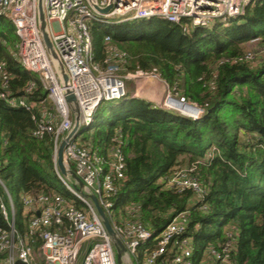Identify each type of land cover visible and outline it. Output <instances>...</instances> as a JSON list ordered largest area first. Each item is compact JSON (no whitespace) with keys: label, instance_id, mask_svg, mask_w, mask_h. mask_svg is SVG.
<instances>
[{"label":"trees","instance_id":"obj_1","mask_svg":"<svg viewBox=\"0 0 264 264\" xmlns=\"http://www.w3.org/2000/svg\"><path fill=\"white\" fill-rule=\"evenodd\" d=\"M106 35L126 52L125 71L156 69L174 92L203 111L197 119L186 118L138 97L109 104L104 114L96 110L85 139L104 155L115 132L124 143L125 178L117 209L136 207L131 216L154 234L188 210L186 233L199 256L207 246L230 241L232 263L264 264V58L256 69L243 58V43L251 37L261 36L264 46V0H250L228 23L188 32L161 19L97 23L92 26L93 61L101 67L111 45ZM17 40L14 25L0 15V63L10 75L7 91L33 105L11 108L0 100V175L15 197L16 228L25 233L20 196L56 189L59 180L52 136H31L32 117L52 113L53 104L38 77L17 61ZM181 157L195 167L203 197L164 187V176Z\"/></svg>","mask_w":264,"mask_h":264},{"label":"built area","instance_id":"obj_2","mask_svg":"<svg viewBox=\"0 0 264 264\" xmlns=\"http://www.w3.org/2000/svg\"><path fill=\"white\" fill-rule=\"evenodd\" d=\"M95 1L99 7L109 3V0ZM249 1L112 0L110 11L100 14L87 0H43L49 35L75 98V112L65 100L64 87L45 49L38 28L37 0H0V15L11 21L18 38L17 61L38 77L47 99L53 104L55 114L45 112L38 118L32 117L35 128L31 136L36 139L52 136L55 172L66 193L49 188L22 194L28 232L21 233L15 225V201L0 175V264H76L83 248L80 264H117L111 237L92 201L76 192L56 166L58 145L72 129L76 117L79 129L66 142L64 162L80 178L84 191L96 196L126 249L123 264H234L229 258L230 241L218 247L207 246L202 255H198L193 238L186 233L188 210L174 215L158 234H154L141 220L131 216L136 207L128 206L125 212L117 209L115 201L126 168L122 136L115 132L104 155L90 139H85L84 134L91 130L95 112L102 102L126 95L125 80L156 75V69L125 71L127 54L115 46L108 47L104 67L95 63L92 26L110 24L106 20L109 17H116L115 23L161 19L181 25L182 32H186L188 25L208 28L238 17ZM104 40L108 42L111 37L106 35ZM261 54L264 56V46ZM254 56L256 51H246L243 58L250 61ZM9 78L0 63V100L11 108L30 109L32 104H26L7 91ZM30 89L28 86L27 91ZM188 115L194 119L201 116ZM194 169L193 165L187 169H172L163 178L164 187L177 192L191 191L196 197H203L206 191L194 175ZM201 208L206 210L204 205Z\"/></svg>","mask_w":264,"mask_h":264},{"label":"water","instance_id":"obj_3","mask_svg":"<svg viewBox=\"0 0 264 264\" xmlns=\"http://www.w3.org/2000/svg\"><path fill=\"white\" fill-rule=\"evenodd\" d=\"M87 1L89 2L92 9L95 10L96 12L100 13V14H106L112 8V0H109V3L106 7H99L95 0H87ZM36 9H37L38 28H39L45 49H46L48 56H49L53 66L56 70L58 77L60 78L62 86L64 87L65 100L71 105V108L73 109V111L76 112L75 98H74V95L71 92V90L68 88V75L65 71V68H64L61 60L59 59V57L56 53V50L54 49V46L52 44V41H51V38L49 35L48 24H47L46 17L44 14L43 0H37ZM169 100H171V101L175 100L184 106V108H181V109L177 108L180 113H188L194 117L203 114V111L198 112V110H196L194 107H192L191 105H189L188 103L183 101L181 98L176 99V98L170 97ZM185 106H187L189 109H185ZM79 125H80L79 121L76 117L72 129L66 135V137L59 143L58 148H57V152H56V166H57L59 173L64 178H66L68 181L71 182V184L73 185V188L76 190V192H78L83 197L88 198L92 201V203L95 207V210H96L97 214L99 215L106 232L111 237L113 247L115 249V254H116V263L117 264H123V256L125 254L126 249H125L123 243L121 242V240L119 239V237L114 232V230H113V228H112V226L108 220V217L106 216L103 209L99 205L96 196L93 193H86L84 191V185H83L82 181L80 180V178L64 162L63 150H64V147L66 145V142L69 138H71L72 136H74L77 133V131L79 129Z\"/></svg>","mask_w":264,"mask_h":264},{"label":"rangeland","instance_id":"obj_4","mask_svg":"<svg viewBox=\"0 0 264 264\" xmlns=\"http://www.w3.org/2000/svg\"><path fill=\"white\" fill-rule=\"evenodd\" d=\"M108 23H115L117 21L116 17H109L106 18ZM229 20H225L222 21L220 23H228ZM219 23V22H218ZM64 25H67V21L64 22ZM193 27H191V25H188L187 27V31L188 32L190 29H192ZM106 41V40H105ZM111 45L109 47H113L114 44L111 43V41H108ZM244 46H246V51H250V52H255L256 51V56H254L251 60H250V64L251 67L253 69H256L259 65H260V59H263L264 56H262L263 54H261V48L262 43H261V36H255V37H251L248 41L243 43ZM116 48H118L117 46H115ZM119 50H121L120 48H118ZM123 51V50H122ZM130 81H135L138 83L139 86H142L144 88H151V90H153L154 92H157L159 94V92H162V90L164 89L163 92V98L161 99V101L158 103V107L161 106V108L169 110V111H173V112H179L178 111V107L176 105V107H174L173 105H170L169 103H167V97L171 96L172 98H176V99H180L183 98L181 97L178 93H176V91H173L172 87H169L167 84H165V81H163L159 75L158 72H156L155 77L150 76L149 78H133L132 79H127L125 80V88L126 90L128 89V85L130 83ZM157 84H160L158 87L155 88V86H157ZM131 98V94L130 93H126V95L124 97H122L121 99L118 100H113V101H107V102H102L99 107L97 108V110H99L100 114H104L105 113V108L110 104V105H118L120 101H122L123 99H129ZM184 99V98H183ZM185 101V100H184ZM186 102V101H185ZM187 103V102H186ZM189 105H191L192 107L198 109L196 106L188 103ZM48 108H51L52 104L48 101L47 103ZM52 113L55 114V110L52 107ZM180 113V112H179ZM184 115V114H183ZM191 119H194L190 116ZM180 164L178 166H176V169H187L189 167L188 165V161L187 159H185V157H181L180 159ZM54 186L56 187L57 190L62 191L64 189L63 184L60 181H55ZM12 196V195H11ZM12 198L15 201V197L12 196ZM21 199V197H20ZM16 213H17V209H16ZM83 251L84 248L82 249L81 253L78 256V260L76 264H80L82 261V257H83Z\"/></svg>","mask_w":264,"mask_h":264},{"label":"crops","instance_id":"obj_5","mask_svg":"<svg viewBox=\"0 0 264 264\" xmlns=\"http://www.w3.org/2000/svg\"><path fill=\"white\" fill-rule=\"evenodd\" d=\"M159 85L160 84H157L155 88L158 87ZM163 92L164 89L162 90V92H159L158 94L157 92L151 90V88H144L142 86H139L138 83L135 81H130L127 89V93H130L131 97L142 98L156 105H158V103L163 98Z\"/></svg>","mask_w":264,"mask_h":264},{"label":"bare ground","instance_id":"obj_6","mask_svg":"<svg viewBox=\"0 0 264 264\" xmlns=\"http://www.w3.org/2000/svg\"><path fill=\"white\" fill-rule=\"evenodd\" d=\"M168 103L171 104V105H173V106H175V107L177 105V107L180 108V109L181 108H184V106L182 104H180L179 102H177L175 100H172V101L171 100H168ZM185 109H189V108L187 106H185ZM178 114L181 115V116H183V117L190 118V115H188L187 113H183L184 115L182 113H178Z\"/></svg>","mask_w":264,"mask_h":264}]
</instances>
